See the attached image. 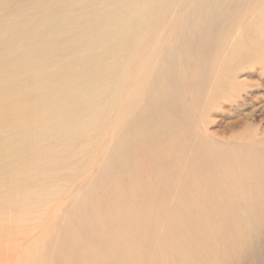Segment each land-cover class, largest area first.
I'll list each match as a JSON object with an SVG mask.
<instances>
[{
    "label": "bare ground",
    "instance_id": "1",
    "mask_svg": "<svg viewBox=\"0 0 264 264\" xmlns=\"http://www.w3.org/2000/svg\"><path fill=\"white\" fill-rule=\"evenodd\" d=\"M263 59L264 0H0V254L20 251L6 249L4 239L39 236L38 221H51L65 194L92 178L93 187L99 180L124 198L119 184L135 145L156 155V130L188 90L181 71L190 74L199 62V72L212 77L204 94L210 107L237 68ZM250 144L244 151L254 156ZM213 200L223 204L221 195ZM169 201L178 212L189 208L177 191ZM226 206L219 216L228 234L240 217ZM83 210H75V222ZM186 221L190 248L199 237ZM116 236L112 230L93 240L99 252L106 243L114 252L107 264L123 256Z\"/></svg>",
    "mask_w": 264,
    "mask_h": 264
},
{
    "label": "rangeland",
    "instance_id": "2",
    "mask_svg": "<svg viewBox=\"0 0 264 264\" xmlns=\"http://www.w3.org/2000/svg\"><path fill=\"white\" fill-rule=\"evenodd\" d=\"M199 64L191 67L190 74L180 73L185 83L190 82L188 90L178 95L184 98L166 116L165 129L156 130L160 132L154 141L156 155L141 144L135 145L133 167L119 184L124 198L111 195L99 180L93 187L92 178L89 184L65 194L51 210V221H38L39 236L28 243L16 240V236L4 239L6 249L17 247L20 251L2 252L0 264H35L41 258L50 264H107L111 248L106 243L99 252L93 240L107 238L112 230L117 235L114 246L123 251L116 264H264V182L260 180L264 181V59L237 68L232 83L235 88L223 84L218 104L210 107L204 106V97L212 77L204 71L200 73ZM205 140L210 146L202 143ZM249 143L258 149L254 156L244 151ZM103 157L102 150L99 161ZM196 180L202 181L199 187ZM251 190H257L259 195L253 196ZM175 191L189 200V208L183 212L169 201ZM217 194L221 195L223 207L228 204L226 208L240 217L228 234L219 216L222 205L213 200L219 197ZM244 201L255 208L250 212L243 207ZM80 206L84 210L79 216L82 222L78 223L74 214ZM186 219H190L189 231L199 237L190 248L184 242ZM43 261L41 264H45Z\"/></svg>",
    "mask_w": 264,
    "mask_h": 264
}]
</instances>
